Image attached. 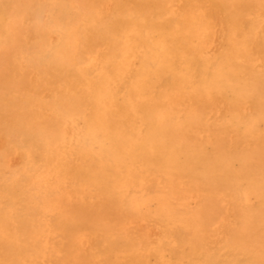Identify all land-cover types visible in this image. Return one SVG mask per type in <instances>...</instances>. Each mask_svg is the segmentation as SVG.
Segmentation results:
<instances>
[{
	"label": "bare ground",
	"instance_id": "bare-ground-1",
	"mask_svg": "<svg viewBox=\"0 0 264 264\" xmlns=\"http://www.w3.org/2000/svg\"><path fill=\"white\" fill-rule=\"evenodd\" d=\"M6 4L0 264H264V0Z\"/></svg>",
	"mask_w": 264,
	"mask_h": 264
},
{
	"label": "rangeland",
	"instance_id": "rangeland-1",
	"mask_svg": "<svg viewBox=\"0 0 264 264\" xmlns=\"http://www.w3.org/2000/svg\"><path fill=\"white\" fill-rule=\"evenodd\" d=\"M83 4L85 5V0H82ZM3 7H7L8 8V5L6 4V0H0V8H3ZM77 7V6H76ZM50 8L46 6V8H42V10L40 11V14H39V19L42 23H46L48 21V18H49V15H50ZM4 44H0V47L3 46ZM29 46H31L29 48V50L32 52V53H35L34 51H32V49L35 47L33 45H30V43L26 44ZM38 50V49H37ZM5 54L1 55L0 56V78L7 74L8 72V57H4ZM5 91V88H1L0 87V93L1 92H4ZM5 96H2L0 99V105L1 106H5L6 104L3 102V98ZM2 129V128H1ZM10 138L13 142H20L23 138V135L22 133L19 131V130H13L10 132Z\"/></svg>",
	"mask_w": 264,
	"mask_h": 264
}]
</instances>
